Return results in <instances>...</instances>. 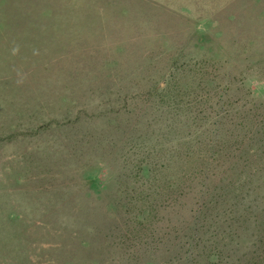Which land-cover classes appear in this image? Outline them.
<instances>
[{
	"label": "rangeland",
	"instance_id": "obj_1",
	"mask_svg": "<svg viewBox=\"0 0 264 264\" xmlns=\"http://www.w3.org/2000/svg\"><path fill=\"white\" fill-rule=\"evenodd\" d=\"M0 264H264V0H0Z\"/></svg>",
	"mask_w": 264,
	"mask_h": 264
},
{
	"label": "trees",
	"instance_id": "obj_2",
	"mask_svg": "<svg viewBox=\"0 0 264 264\" xmlns=\"http://www.w3.org/2000/svg\"><path fill=\"white\" fill-rule=\"evenodd\" d=\"M215 58V57H214ZM213 57H210V59H208L206 62L207 63H211V64H219V63H223L224 61H217L216 59H214ZM162 86L160 85L158 88H157V91H159L158 94H160L161 98H166V97H169L171 92H172V89L173 87H171L169 84L171 83L169 81V83H165L164 81L162 82ZM185 95V94H184ZM231 97V96H230ZM230 97H228V101H227V104L225 105V109H220L219 111L215 112L214 114V117L215 120L218 121V123L214 122L213 124L216 126V129L213 131L214 135H217V134H220V130L218 129V127H223L224 126V120H227V119H230L232 121V125L233 127H243V130H247L248 133L249 132V129L250 127L247 125V122L248 120L250 121H253L254 118H256V110H250V113L248 115V117H244V115H242V117H240V121H242V123L239 125V124H234V119H236V117H238L240 115V112L239 110H233L232 107H233V104H238L237 103V100L232 101V99L230 100ZM136 98V97H135ZM134 98V99H135ZM133 99V100H134ZM205 101L207 102H210V98L206 97ZM223 121V122H222ZM195 128H197L196 130H200L199 132H191L189 133L188 135H190L192 137V135H195L197 136L198 133L200 134L202 132V127L201 126H197V125H194ZM189 131H191V128L190 127H187ZM234 130V129H233ZM236 131V130H234ZM190 137V138H191ZM192 140V138H191ZM252 141V140H251ZM222 142V141H220ZM190 143V142H189ZM218 143V142H217ZM197 145V155H190L188 152L184 155V158H185V161L188 163L190 160H192L193 158L196 157V159L201 163H203L205 160H206V155H201L203 153L202 151V148L201 147H209V146H212V142L210 141V139L208 140L207 143H203V142H200V141H197L196 143ZM200 146V147H199ZM254 147H252V145H249V150H248V154H251L253 155L254 153ZM181 157V155H179ZM158 155H147V156H144L142 159L138 160L136 163L132 164L131 162L130 163H127V165H124V167H128L130 164H132V167L135 171V175H136V178L138 179V182H141L142 186L145 188L144 190L142 191H150V193H146V195H144V198H151V201L153 203L156 202V196L160 195L159 191L158 190H171L172 192V189L174 185H176V181L173 180L171 181L170 177L169 176H166L164 175L167 171L170 170V164H172L174 161H175V158L178 157V155H169L167 157V161L166 163H161L159 165V161H158ZM179 157V158H180ZM210 159L212 158V160L214 161L215 158H213L212 156L209 157ZM208 158V159H209ZM143 165H149V178H147L146 180L144 179V177L141 176V174L143 173ZM131 169L129 172H132ZM94 171H97V170H93ZM92 173V171H91ZM90 173V175H91ZM128 177V176H126ZM198 175L191 179L190 176H187L183 175V178L184 179H187V181H191V182H194L195 180H198ZM84 178V177H83ZM85 178L89 181V186L90 188H92L93 190V185L96 183L95 179H90V177L88 176H85ZM129 178V177H128ZM101 182V185L103 184L102 181ZM179 191V190H178ZM163 191H161L162 193ZM155 195V196H153ZM220 198V196H219ZM172 202V199H167L165 201V203L167 205H165L163 208H167L170 206V203ZM155 213H158L157 211H155ZM148 216L150 217V213L147 214V219H148ZM147 224L150 223L149 220H147Z\"/></svg>",
	"mask_w": 264,
	"mask_h": 264
}]
</instances>
